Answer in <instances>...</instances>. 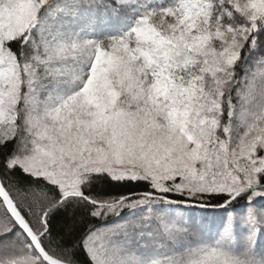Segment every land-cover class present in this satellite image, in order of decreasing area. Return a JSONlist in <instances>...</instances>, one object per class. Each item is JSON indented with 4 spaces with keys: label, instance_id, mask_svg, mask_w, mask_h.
<instances>
[{
    "label": "snow or ice",
    "instance_id": "6c2138e0",
    "mask_svg": "<svg viewBox=\"0 0 264 264\" xmlns=\"http://www.w3.org/2000/svg\"><path fill=\"white\" fill-rule=\"evenodd\" d=\"M0 264H264V0H0Z\"/></svg>",
    "mask_w": 264,
    "mask_h": 264
}]
</instances>
